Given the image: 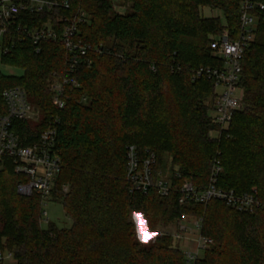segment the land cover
<instances>
[{"label": "trees", "instance_id": "trees-1", "mask_svg": "<svg viewBox=\"0 0 264 264\" xmlns=\"http://www.w3.org/2000/svg\"><path fill=\"white\" fill-rule=\"evenodd\" d=\"M60 1L68 9L21 13L3 37L7 53L0 54V64L22 74L0 73V117L6 112L2 92L21 87L39 109L36 124L12 126L24 145L58 121L61 169L51 200L62 205L71 226L42 229L41 197L17 194V184L25 179L5 158L0 171V250L10 252L14 264H185L169 236L147 246L139 243L129 214L140 212L150 227L183 215L201 220V235L212 243L196 264H264V9L242 62L243 107L215 142L208 133L217 126L204 103L216 90L211 79L194 74L222 66L211 56L209 37L223 29L219 19L203 18L199 9L222 11L227 29L238 31L240 0H120L131 5L124 14L115 12L110 0ZM257 1L264 6V0ZM79 11L87 19L77 25L76 40L102 49V54L87 53L90 67L79 65L68 73L67 52L60 43L35 46L20 36L21 30L45 23L58 34L62 19H73ZM53 74L68 80L61 110L52 104L48 89ZM131 145L140 157L155 155L153 180L169 165L168 197L155 190L146 195L132 191L125 178V150ZM216 162L221 173L215 186L239 194L256 189L258 208L238 212L218 200L178 203L185 180L199 191L208 187Z\"/></svg>", "mask_w": 264, "mask_h": 264}, {"label": "built area", "instance_id": "built-area-1", "mask_svg": "<svg viewBox=\"0 0 264 264\" xmlns=\"http://www.w3.org/2000/svg\"><path fill=\"white\" fill-rule=\"evenodd\" d=\"M110 2L116 9L115 4L119 5L120 0ZM57 7L68 9V4L60 0H0V54L7 53V49L3 47V37L10 28L15 27L17 17L21 13L41 14ZM263 9V4L257 0H240L238 31L230 32L224 24L219 34L209 37L211 56L219 60L222 66L217 69H199L194 74L197 78L205 76L211 79L216 90L211 120L217 126V138L227 132L233 114L243 107V93L239 87L242 62L254 39L258 13ZM86 17L83 11H79L73 19H62L64 26L58 34L50 23H45L41 28L20 29L23 32L20 36L26 35L35 46L41 42L60 43L67 52V71L73 73L79 65L90 67L91 61L86 55L91 50L102 54L100 47L92 49L76 40L77 25L84 22ZM67 84V79L58 80L54 74L48 82L51 102L59 110L64 107L62 97ZM73 85L77 86L75 83ZM1 97L6 112L0 117V165L5 158L12 161L16 173L25 179L17 184V194L22 197H30L33 194L40 196L42 211L44 200L51 198L54 179L61 169V160L56 149L58 121L50 124L37 141L28 146L24 145L12 126L14 122H28L36 117L38 120V110L31 105L21 87L6 89ZM125 160V178L132 191L146 195L150 190H155L160 197L169 196L172 190L171 181L165 179L162 174L153 180L154 154L148 153L146 157H140L136 147L131 145L125 150ZM220 173L221 168L216 162L212 168L209 185L203 191L197 190L191 180H185L178 190V203L205 205L210 200H218L238 212H251L260 206L256 189H252L248 194H239L233 190L217 188L215 183ZM174 177H179L177 172ZM171 238L181 244L180 250L185 264H196L212 243L201 235V220L198 219L180 223ZM13 262L10 252L0 250V264Z\"/></svg>", "mask_w": 264, "mask_h": 264}, {"label": "rangeland", "instance_id": "rangeland-1", "mask_svg": "<svg viewBox=\"0 0 264 264\" xmlns=\"http://www.w3.org/2000/svg\"><path fill=\"white\" fill-rule=\"evenodd\" d=\"M118 4V3H117ZM115 4L116 6V9L113 8V10L115 12H117L118 14H124L126 12V10H129V8H131V5L130 4H127L124 6V4H122L121 2L119 3V5ZM209 10V17L211 18H217L219 19L220 23H221V27L222 29L224 28L223 25L226 24V20L224 18V15L222 13V11H219V10H212L210 8H206V7H203V8H200L199 9V14L201 17H205V13L203 14V12L205 10ZM219 15V16H217ZM87 19V18H86ZM0 73L4 74V75H10V76H20L22 74V71L19 70V69H16V68H13V67H9V66H4L2 64H0ZM2 96V94H1ZM2 99V97H1ZM215 102V97L214 98H211V99H207V101H205L204 105L207 106L208 108V117L211 119V115H212V108H213V104ZM32 105V104H31ZM33 107L36 108L35 105H32ZM38 110V113H39V109L36 108ZM39 120V118H38ZM37 120V117L34 118L33 120H30L28 122H30L31 124H36L38 122ZM217 130L216 129H212L209 131L208 133V138L211 140V141H215V142H219L222 138L218 137L217 138V135H216V132ZM168 162L166 161V164ZM13 165V163H12ZM14 166V165H13ZM4 169V165L3 163L0 165V171ZM14 172L16 173V167L14 166ZM163 177L165 179H169L171 176H172V172L170 171V167L169 165L166 166V169L165 171L163 172ZM41 227L42 229H47L49 227V225H54L55 227L57 228H61V229H68L70 228L71 226V220L70 218L66 215V213L64 212V209L62 207V205L60 203H55L51 200V198H46L44 200V205L42 207V211H41ZM140 215L143 220H144V223H145V226L148 228V230L151 232L153 231L154 229H159V232L155 235V237L150 240V241H147V242H141L140 239H138L137 237V227H138V223H137V220H136V216L137 215ZM197 219V217L195 216H191V215H183V217H181L180 219L178 220H173V221H170L168 222L166 225H161V224H157L156 226L154 227H150L146 218L144 217V215L140 212H131L129 214V221L134 225V228H135V234H136V239L139 241V243L141 245H144V246H147L149 245L153 240H155L156 238H159V237H162V236H169L171 237V234H174L176 233L177 231V227L180 223L186 221H192V220H195ZM4 242V240H3ZM175 245L180 249V243L176 242L175 241ZM192 248V247H191ZM2 249V248H1ZM4 250V249H2ZM10 264H14V263H10Z\"/></svg>", "mask_w": 264, "mask_h": 264}, {"label": "clouds", "instance_id": "clouds-1", "mask_svg": "<svg viewBox=\"0 0 264 264\" xmlns=\"http://www.w3.org/2000/svg\"><path fill=\"white\" fill-rule=\"evenodd\" d=\"M140 211L145 212V215L150 216V213H147L146 210L141 209ZM137 216H139L141 219H137ZM137 216H136V220L138 223V227L136 231H137L138 239H140L141 242H147L152 240L155 237V235L159 232V229L157 228L150 232L148 228L145 226L143 218L139 214Z\"/></svg>", "mask_w": 264, "mask_h": 264}, {"label": "crops", "instance_id": "crops-1", "mask_svg": "<svg viewBox=\"0 0 264 264\" xmlns=\"http://www.w3.org/2000/svg\"><path fill=\"white\" fill-rule=\"evenodd\" d=\"M205 13V17H203V18H211V17H209V10L207 9V10H205L204 12H203V14ZM217 16H219V15H217ZM216 18V17H215ZM218 18V17H217Z\"/></svg>", "mask_w": 264, "mask_h": 264}, {"label": "snow or ice", "instance_id": "snow-or-ice-1", "mask_svg": "<svg viewBox=\"0 0 264 264\" xmlns=\"http://www.w3.org/2000/svg\"><path fill=\"white\" fill-rule=\"evenodd\" d=\"M137 219H141L139 216H137Z\"/></svg>", "mask_w": 264, "mask_h": 264}]
</instances>
